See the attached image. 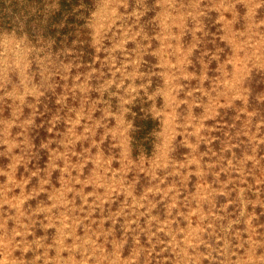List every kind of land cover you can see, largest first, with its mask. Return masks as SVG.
<instances>
[{
  "label": "rangeland",
  "instance_id": "374dc122",
  "mask_svg": "<svg viewBox=\"0 0 264 264\" xmlns=\"http://www.w3.org/2000/svg\"><path fill=\"white\" fill-rule=\"evenodd\" d=\"M0 264H264V0H0Z\"/></svg>",
  "mask_w": 264,
  "mask_h": 264
}]
</instances>
